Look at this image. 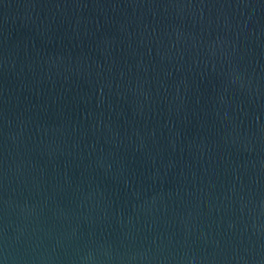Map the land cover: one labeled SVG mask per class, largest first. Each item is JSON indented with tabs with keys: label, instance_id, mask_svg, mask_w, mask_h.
I'll use <instances>...</instances> for the list:
<instances>
[{
	"label": "water",
	"instance_id": "obj_1",
	"mask_svg": "<svg viewBox=\"0 0 264 264\" xmlns=\"http://www.w3.org/2000/svg\"><path fill=\"white\" fill-rule=\"evenodd\" d=\"M0 264H264V0H0Z\"/></svg>",
	"mask_w": 264,
	"mask_h": 264
}]
</instances>
